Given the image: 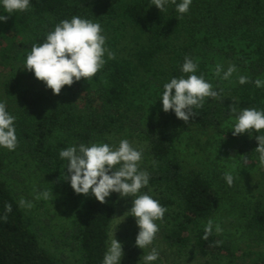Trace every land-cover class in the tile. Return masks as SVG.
<instances>
[{
    "label": "trees",
    "instance_id": "1",
    "mask_svg": "<svg viewBox=\"0 0 264 264\" xmlns=\"http://www.w3.org/2000/svg\"><path fill=\"white\" fill-rule=\"evenodd\" d=\"M30 4L29 10L10 14L0 4V15H10L7 22H0V102L17 118L15 151L32 162L40 188L58 195L59 203L78 206V194L70 181L63 180L68 161L59 152L113 135L138 134L151 154L149 184L140 191L160 190L157 200L167 208L163 229L167 247L177 252L195 247L227 264H264V199L246 197L237 203L245 248H237L215 227L203 239L207 221L214 219L232 186L225 188L229 185L218 181L216 172L210 174L182 155L177 145L185 134H203L230 122L216 141L217 151L259 162L255 137L264 130L233 136L236 114L231 108L237 114L248 107L264 110V87L238 83L241 75L264 80V0H192L183 15L171 2L160 11L152 0H30ZM73 16L102 26L115 59L105 55L102 70L64 86L65 94L59 97H52V90L34 72L29 71L34 83L25 85L18 70L25 66L32 46L45 42L60 21ZM186 56L198 60L196 74H203L222 94L218 100L206 98L185 124L173 111H163L161 98L165 83L187 78L181 70ZM217 64L225 71L235 65L237 71L223 80L213 74ZM120 198L112 193L102 204L91 193L86 196L71 228L81 264H102ZM18 201L0 176V264H65L42 245ZM6 203L12 205L7 220Z\"/></svg>",
    "mask_w": 264,
    "mask_h": 264
},
{
    "label": "clouds",
    "instance_id": "2",
    "mask_svg": "<svg viewBox=\"0 0 264 264\" xmlns=\"http://www.w3.org/2000/svg\"><path fill=\"white\" fill-rule=\"evenodd\" d=\"M169 2L176 6V11L181 15L186 14L192 4V0H181L180 3H177V0H152V4L160 11L166 10ZM0 4L9 14L23 12L31 7L30 0H0ZM9 17L10 15H0V22H7ZM105 55L109 60L115 59V53L106 47L102 26L98 22L73 16L70 20L60 21L54 30L46 35L45 42L32 46L23 68L34 72L37 80L44 82L54 95H59L64 86H72L81 78L94 77L104 67ZM181 70L187 74V78H172L170 82L165 83L161 101L165 113L173 111L175 116L186 124L196 116L194 108H202L206 98L220 99L222 91H217L203 74H196L198 60L186 56ZM236 71L235 65L230 64L225 71L222 65L217 64L213 74L223 80H230ZM249 82L258 88L264 87V80L260 78L252 81L245 75L238 77V83L241 85ZM231 111L236 114L233 136L249 133L250 130H264V110L248 107L240 109L237 114L236 108L232 107ZM16 119V116L7 111L6 103L0 102V147L9 151H15L18 146L14 126ZM255 139L258 142L255 152L259 154L260 164L264 165V134L257 135ZM59 156L68 161L67 174H64L63 180L70 181L76 194L87 196L91 193L102 204L112 193L119 194L121 198L132 197V207L127 212L135 218L139 228L135 246L144 249L153 243L160 230L156 221L163 220L167 208L149 194L140 191L148 186L150 180V173L140 168L142 150L134 148L127 139H123L118 147L107 143L69 146L61 150ZM243 157V162L249 163L247 155ZM223 178L232 186L234 176L231 172H225ZM52 196V191L45 190L34 198L48 200ZM18 203L21 208L31 209L34 206L24 197H20ZM4 208L3 218L7 220L12 205L6 203ZM214 227L217 233L223 231L219 224L214 225L209 219L204 228L203 239H208ZM159 255V252L152 248L147 255H143L144 264H152L159 259ZM123 256V245L117 241L114 234L102 264H121Z\"/></svg>",
    "mask_w": 264,
    "mask_h": 264
},
{
    "label": "rangeland",
    "instance_id": "3",
    "mask_svg": "<svg viewBox=\"0 0 264 264\" xmlns=\"http://www.w3.org/2000/svg\"><path fill=\"white\" fill-rule=\"evenodd\" d=\"M18 72L25 85L34 83L27 69L20 68ZM62 94L65 93L54 95L53 92H50L52 97H59ZM227 126L231 127L230 122L226 123L224 128L221 127L203 134L200 132L185 134L177 140V145L182 155L190 158L208 173L216 172L218 177L216 175L215 177L218 181L228 185L223 178L224 173L231 172L234 176L232 190H229L224 196V202L212 221L214 225L219 224L223 229L220 234L224 238L231 239L237 248L242 249V247L245 248V234L241 227L242 220L236 208L237 203L244 201L246 197L254 200L264 199V165L258 161L249 160V163L245 164L242 159L227 157L217 151L216 141L221 138V134L227 129ZM123 139H127L134 148L143 151L140 168L147 170L151 163V154L148 143L138 134L113 135L96 143H107L118 147ZM1 156L5 158V162L0 159V162L3 163L0 176L10 184L18 199L24 197L34 205L31 209L24 208L25 218L38 234L42 245L65 264H81L80 253L72 236L71 228L72 223L83 211L86 196L78 194V206H73L67 201L59 203V196L55 194L48 200L42 198L36 200L34 197L43 190L33 173L32 162L27 157L21 156L19 152L9 151L3 147H0ZM141 193H147L156 200L160 196V190L154 188L141 191ZM62 198H64L63 195ZM131 207L132 197L120 198L117 213L110 229V240L115 234L117 241L123 245L124 256L121 264H144L143 255H147L152 248H155L160 254L159 259L152 264H227L225 260L201 254L195 247L184 252L168 248L163 240V229L167 225L164 218L162 221H156L160 230L153 243L144 249L138 248L135 246V241L139 228L135 218L127 212ZM236 264L247 263L239 261Z\"/></svg>",
    "mask_w": 264,
    "mask_h": 264
}]
</instances>
